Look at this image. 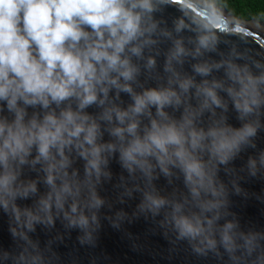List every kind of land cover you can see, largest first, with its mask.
<instances>
[{"label": "clouds", "instance_id": "obj_1", "mask_svg": "<svg viewBox=\"0 0 264 264\" xmlns=\"http://www.w3.org/2000/svg\"><path fill=\"white\" fill-rule=\"evenodd\" d=\"M172 2L169 27L156 13ZM249 34L224 0H0V211L18 246L0 264H63L65 233L95 247L103 220L140 217L197 257L264 264V230L231 211L244 176H264V149L232 166L264 129V50ZM113 159L126 175L110 198ZM57 221L65 231L42 247L31 234Z\"/></svg>", "mask_w": 264, "mask_h": 264}, {"label": "water", "instance_id": "obj_2", "mask_svg": "<svg viewBox=\"0 0 264 264\" xmlns=\"http://www.w3.org/2000/svg\"><path fill=\"white\" fill-rule=\"evenodd\" d=\"M226 12L230 13L227 10ZM180 14L178 4L175 2L168 4L156 13L157 17L162 18L169 27L172 26L173 20ZM241 21L245 23L255 22L264 26V21ZM249 29L248 41L250 46L256 50H264V31ZM163 47L166 48L167 45ZM163 60L164 57L161 56V68ZM185 68L190 71L189 64H186ZM152 83L154 84L155 82L153 81ZM122 99L125 104L130 100L127 94H122ZM29 111L31 112L33 109H29ZM87 111L95 113L98 109L93 105ZM176 115L178 116L179 112ZM229 122L236 127H239L241 123L237 119V114L232 110L229 112ZM107 139L109 137L106 134L105 140ZM256 144V149L249 148L242 152L232 166L236 169L243 168L249 156L264 149V129H261L258 133ZM77 166L82 170L83 161H77ZM110 168L113 173V179L103 185L102 195L114 198L113 185L118 181L122 173L125 175L126 173H124L117 159L112 160ZM26 175L35 177L36 173L26 172ZM220 175L226 181L229 179L223 170ZM157 184L161 188L170 190L166 179L163 177L157 181ZM241 185L248 195L246 197L244 195H232L231 211L239 218L243 229L262 231L264 230V176L247 177L245 175ZM40 187L41 191L45 190L43 185ZM139 199V195H137L135 199L129 200L126 204H116L112 211L123 207L128 212H132L139 203ZM32 202L31 198L18 201L22 206L31 205ZM102 214H109V210L105 208L102 210ZM64 231L62 223L57 221L53 230L48 231L41 226H37L36 231L31 235L33 239L39 240L43 247L57 232ZM78 236V230H72L70 233H65L62 241H57L53 245L63 264H221V261L211 254L208 257L195 256L186 242L172 245L162 231L155 227L154 222L144 217H140L131 223H125L120 230L112 228L106 219L103 220L95 247L81 246L77 239ZM0 249L18 251L17 242L9 231V218L2 211H0ZM226 259L227 257L225 256Z\"/></svg>", "mask_w": 264, "mask_h": 264}, {"label": "trees", "instance_id": "obj_3", "mask_svg": "<svg viewBox=\"0 0 264 264\" xmlns=\"http://www.w3.org/2000/svg\"><path fill=\"white\" fill-rule=\"evenodd\" d=\"M226 10L244 20L264 21V0H224Z\"/></svg>", "mask_w": 264, "mask_h": 264}, {"label": "bare ground", "instance_id": "obj_4", "mask_svg": "<svg viewBox=\"0 0 264 264\" xmlns=\"http://www.w3.org/2000/svg\"><path fill=\"white\" fill-rule=\"evenodd\" d=\"M247 27L252 28L254 30H260V31H264V26L261 24H257L255 22H249L246 23Z\"/></svg>", "mask_w": 264, "mask_h": 264}]
</instances>
